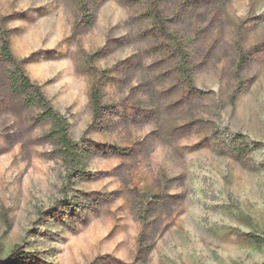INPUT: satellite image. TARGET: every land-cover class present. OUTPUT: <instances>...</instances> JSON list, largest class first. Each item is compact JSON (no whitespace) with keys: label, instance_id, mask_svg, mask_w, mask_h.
Listing matches in <instances>:
<instances>
[{"label":"rangeland","instance_id":"1","mask_svg":"<svg viewBox=\"0 0 264 264\" xmlns=\"http://www.w3.org/2000/svg\"><path fill=\"white\" fill-rule=\"evenodd\" d=\"M81 1L0 0V40L82 164L14 91L0 41V264H264V58L241 63L264 0L161 1L192 87L145 0H86L91 25Z\"/></svg>","mask_w":264,"mask_h":264},{"label":"trees","instance_id":"2","mask_svg":"<svg viewBox=\"0 0 264 264\" xmlns=\"http://www.w3.org/2000/svg\"><path fill=\"white\" fill-rule=\"evenodd\" d=\"M148 3V16L151 21V33L153 37L170 42V46L167 49L168 53L172 56L180 59L179 71L184 77V81L188 82L189 86L192 87L191 80V70L190 67V55L187 50L186 44H182L178 41V38L174 33L171 32V19L164 15L162 10L161 1L162 0H145ZM208 0H183L182 8L184 10H191L199 8ZM80 13L82 15V23L86 25H91L92 15L90 14V6L88 2H80ZM1 29V28H0ZM1 55L4 60L10 62L14 65V71H12L9 76L13 85V89L16 92L25 94V102L30 106H36L43 112L42 115L45 119L52 123V130L50 136L57 139L64 158L74 169H79L81 167V153L79 151V146L74 142L69 133V124L64 117L57 113L53 107H51L49 101L40 91V89L35 86L31 80L25 75L22 65L17 63L10 49V42L8 37L1 32ZM264 58V44L256 46L250 52L244 54L241 59V63H246L248 60H256ZM191 84V85H190ZM192 89L188 88L191 92ZM100 93L99 87L94 86L92 91V103L94 107L95 117L99 115L101 108L100 103ZM127 116L130 120H135L139 117V113L135 108L127 107ZM81 169V168H80ZM254 238V237H253ZM256 242L261 243L259 238H254Z\"/></svg>","mask_w":264,"mask_h":264}]
</instances>
